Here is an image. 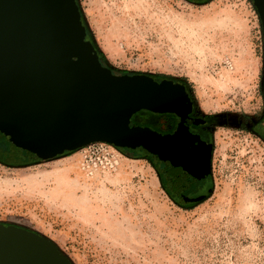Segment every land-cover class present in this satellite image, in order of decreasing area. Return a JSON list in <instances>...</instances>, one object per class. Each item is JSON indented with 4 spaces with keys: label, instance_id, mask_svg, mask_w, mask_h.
Wrapping results in <instances>:
<instances>
[{
    "label": "rangeland",
    "instance_id": "1",
    "mask_svg": "<svg viewBox=\"0 0 264 264\" xmlns=\"http://www.w3.org/2000/svg\"><path fill=\"white\" fill-rule=\"evenodd\" d=\"M77 2L113 71L183 81L201 112L224 118L215 130L214 193L185 208L143 153L92 144L28 166L0 162V224L43 236L72 264H264V32L256 7Z\"/></svg>",
    "mask_w": 264,
    "mask_h": 264
},
{
    "label": "water",
    "instance_id": "2",
    "mask_svg": "<svg viewBox=\"0 0 264 264\" xmlns=\"http://www.w3.org/2000/svg\"><path fill=\"white\" fill-rule=\"evenodd\" d=\"M263 24L264 0H251ZM192 106L185 87L105 66L77 0H0V132L22 156L44 159L94 143L172 156L162 136L131 127L142 110ZM0 264H72L54 243L0 224Z\"/></svg>",
    "mask_w": 264,
    "mask_h": 264
},
{
    "label": "flooded vegetation",
    "instance_id": "3",
    "mask_svg": "<svg viewBox=\"0 0 264 264\" xmlns=\"http://www.w3.org/2000/svg\"><path fill=\"white\" fill-rule=\"evenodd\" d=\"M188 1L203 4L209 0ZM173 81L185 87L192 103L191 108L180 113H158L142 110L132 117L130 126L148 128L162 136L176 137L178 134L181 135L183 137L182 144L187 145V157L177 159L173 155L166 156L158 163L155 156L144 152L142 148L122 149L136 155L141 151L153 158L159 170L164 190L174 197L181 206L192 209L205 203L214 193L215 130L224 118L201 112L187 84L183 81ZM245 125V122L240 121V126ZM258 126L264 132V119L258 123ZM193 152L195 154H192ZM0 158L6 164L14 166L27 164L24 158L34 160L22 156L19 149L2 132H0Z\"/></svg>",
    "mask_w": 264,
    "mask_h": 264
},
{
    "label": "bare ground",
    "instance_id": "4",
    "mask_svg": "<svg viewBox=\"0 0 264 264\" xmlns=\"http://www.w3.org/2000/svg\"><path fill=\"white\" fill-rule=\"evenodd\" d=\"M181 111H178L180 113ZM183 137L181 135H177L174 139L166 142L167 149H171L173 156L177 159H183L187 157V145L182 144ZM192 154H195L194 152ZM196 157V156H195Z\"/></svg>",
    "mask_w": 264,
    "mask_h": 264
},
{
    "label": "trees",
    "instance_id": "5",
    "mask_svg": "<svg viewBox=\"0 0 264 264\" xmlns=\"http://www.w3.org/2000/svg\"><path fill=\"white\" fill-rule=\"evenodd\" d=\"M89 36H90V34H89V31H88V29H87V40H89ZM95 45V44H94ZM95 47H96V45H95ZM96 49H97V51H98V54H99V57H100V59H101V61H102V63L105 65V66H108L107 65V63H106V60H105V58H104V56H103V54L98 50V48L96 47ZM115 74H118V75H121V74H126V73H116L115 71H113ZM156 80H158V81H160V80H163V79H167V78H164V77H162V76H153ZM139 113V112H138ZM136 115V114H135ZM119 149H122V148H119ZM122 150H124V151H126L125 149H122ZM127 152V151H126ZM65 153H67V152H65ZM140 153H143L144 154V156L146 157V158H148L149 160H151L153 163H154V165L156 166V164H155V160L153 159V158H151L149 155H147V154H145L144 152H139V154ZM128 155H129V157H132V156H134L135 154H131V153H129L128 152ZM21 157V156H20ZM23 158V157H22ZM24 161H26V163L27 164H25V165H29L28 163H31V162H33V161H36V159H34V160H29V159H27V158H24ZM0 162L1 163H3V164H6L5 163V161H2L1 160V158H0ZM6 165H9V164H6ZM25 165H23V166H25ZM10 166H14V165H10ZM14 167H16V166H14ZM160 180H161V177H160ZM161 183H162V181H161ZM162 186H163V184H162ZM163 188H164V186H163ZM165 189V188H164ZM169 195V194H168ZM169 196H171V195H169ZM172 197V196H171ZM174 200H176L174 197H172ZM177 201V200H176ZM178 203V202H177ZM179 204V203H178Z\"/></svg>",
    "mask_w": 264,
    "mask_h": 264
},
{
    "label": "built area",
    "instance_id": "6",
    "mask_svg": "<svg viewBox=\"0 0 264 264\" xmlns=\"http://www.w3.org/2000/svg\"><path fill=\"white\" fill-rule=\"evenodd\" d=\"M108 145V144H106V143H94L93 145ZM92 145V144H91Z\"/></svg>",
    "mask_w": 264,
    "mask_h": 264
}]
</instances>
